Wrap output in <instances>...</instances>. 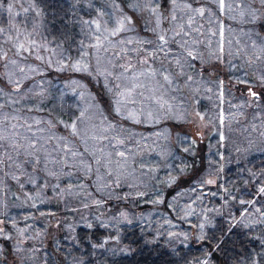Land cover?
<instances>
[{
    "label": "rangeland",
    "instance_id": "obj_1",
    "mask_svg": "<svg viewBox=\"0 0 264 264\" xmlns=\"http://www.w3.org/2000/svg\"><path fill=\"white\" fill-rule=\"evenodd\" d=\"M49 1L0 0V4H3V8H0V26L6 28V34H0V54L3 52L8 54V59L0 58V105H4L0 109V117L4 114L9 117H18V119H10L7 122L0 120V127L6 128L8 134L15 131L21 136H28L39 141V150L35 153L39 159L37 166L39 169L37 170L42 169L41 172L47 179L68 175V178L63 180L64 183L59 182L57 184L60 185L56 186L62 187L60 190L62 202L60 203H63L66 197H70L73 203L83 202L86 205L90 204L89 201L95 202L96 197L100 201L112 198L111 192L105 188V174L123 181L132 194L142 192L141 196L136 195V199L140 198L139 202H124L122 200L123 203L114 208L116 210H113V206L110 205L113 212L105 210L103 204L99 202L101 204L98 203V207L102 211V217L98 219L89 213L85 214L83 218L78 215L75 222L71 218L72 222L66 224V227L63 226L61 234L70 233L81 222L90 224L93 220H100L101 225L107 224L108 227L105 228L109 233L116 232L117 228L120 231L122 224L119 223L113 227L112 225L115 223L113 218L118 216V212H124L127 213V219H136L137 232L135 234L130 232L123 234L122 232L118 241L109 239L105 243L108 253L105 256L104 253L100 255L103 257L100 260L103 264H114L111 260L118 251H127L136 239L140 241L141 245H144L145 241L151 244L159 242L162 246L172 245L171 257L166 260V264H185L186 260H191L193 257L207 259L208 264H247L252 258L259 260L262 256H251L242 248L239 250L228 248L227 253L221 254L213 249L205 250V245L200 244L211 240V236L215 234L213 228L216 223L213 217L225 214L228 220L240 223L239 221L242 219L240 213L247 208L248 213L251 214L248 216V220L258 221L261 218L256 209L264 208V202L256 201L252 197L246 198L245 196H248L246 192L239 193L238 184L241 180L238 176H226L224 173L227 155L225 156L221 152L222 141L220 140L221 132L226 138V126L231 125L235 110L242 103L241 98L238 95H233L231 88L225 86H229L231 83L248 85L253 87L252 91L255 92L259 89V85L264 84L260 79L261 75H264V56L259 60L256 59L254 66L246 67H241V61L233 57V51L237 47H241L242 51L248 53L256 51L255 54H260V48L264 47V37H259L253 22L261 16L264 17V8L260 6L261 12L260 10L255 12V18H253L249 8L242 9L243 13H246L243 15L241 12H236V0H224L225 9L223 12L219 9V0H215V2L213 0H176L178 20L172 22V0H168L167 4H163L162 0H152V6L157 9L156 14L129 8L128 5L132 0H51L52 4ZM256 1L260 2V0ZM114 2L120 5V10L113 8ZM8 3L13 4L14 22L18 26L22 28L26 26L29 31L33 24L37 26V31L32 38L39 47H30L26 44L30 50H21L19 55H16V49L12 42L7 40ZM185 3L191 4L194 8L210 7L212 15L209 17L205 14L204 17H200L196 14L194 22L189 28L187 20L191 13L183 8ZM229 4L232 5L231 9L227 7ZM25 8L28 9L27 12L24 11ZM101 8L105 12L113 13L114 16H119L121 11L124 15L131 16L134 21L130 26L131 30L123 31L111 38L115 47H111L105 42L99 49L81 48L79 45L82 38L80 19L95 17L96 10ZM37 11L40 15H37ZM157 15L160 16L161 21L159 27L156 25ZM181 22L185 25L184 30L189 33L188 39L184 35L173 36L172 30L176 23ZM199 28L202 29L200 32ZM10 34L13 37L16 35L15 31ZM158 34H164L170 41H177V43L187 41L188 49L193 51L194 57L200 63L198 62V66H191L196 70L195 77L184 82H180L173 76H169L170 82L165 81L164 78L158 77L160 73L151 76V71L148 68H135L137 73H144L137 79V83L142 87L135 89L133 98L136 103H129L127 108L134 111L143 110L145 114L151 111L156 119L146 121L142 117L141 123H134L126 118L127 111L122 115H117L114 111L116 98L114 85L119 83L122 86H130L131 83L128 80H117V75L123 69L116 67L115 53L122 54L126 60L127 56L139 52L148 56L147 51L150 49L160 51L161 47L166 49L165 45L161 46L159 42L155 41L154 38H157ZM20 40H23V36L20 37ZM128 40H131L132 43H126ZM120 41H125V44L121 45ZM141 41L144 43H140ZM204 42L206 45H201ZM89 43L90 41L85 39V45ZM200 45L203 46L202 50H208L209 54L215 51L223 57L220 51L222 46L223 52L228 53L229 57H227L230 60L226 62L219 55L211 58L205 54L206 52H199ZM122 48L127 51H121ZM175 53H178L176 49L168 54H171V58H173L176 57ZM38 56L42 59H37ZM13 59L17 61L16 64L10 63ZM146 64L153 66L151 61ZM85 65H87V70H84ZM21 68L24 69L23 72L20 71ZM30 69H35V71ZM131 75L130 70L128 76ZM17 82L20 85L19 89H16ZM81 92L84 93L83 97L80 95ZM197 92L200 96L199 99L206 107H197L199 103L192 106L189 100L186 101V97L191 99ZM153 96L162 97L163 101H167V103L161 108L156 100L151 99ZM79 109H85L86 115L83 122L78 124L80 135H73L70 128H66L63 123L58 121H69V117L73 113L79 115ZM101 113L108 117L105 127L107 123L115 125L107 132H102L100 128ZM90 116H94V118L89 119ZM221 117H223V122ZM121 119L127 120L128 124H120L118 121ZM36 121L41 123L37 125ZM49 121H51V126ZM176 123L179 124V128L174 127ZM13 124L17 126L15 129L12 128ZM26 124L32 125L31 132L24 127ZM93 125L96 127L93 128ZM143 126H152L154 129L150 131L139 129ZM38 128H42L44 131L39 132ZM85 129L88 131L85 132ZM93 133L97 136L104 135L107 139L93 140L91 139ZM201 134L204 137H201ZM201 139L207 140V162L203 169L204 177L200 176L194 182L199 188L182 186L174 192L168 193L163 188L164 186L155 187L150 183L148 174L155 179L154 182L159 184L162 181L176 183L180 178L187 176L193 169L187 155L195 150L196 141ZM118 141H123V143H118ZM5 143L8 146L11 145L6 140H4ZM65 144L68 146V151L65 150ZM185 148L188 151H184ZM19 151L22 155L29 154L23 148ZM73 152L77 155L73 156ZM118 152H124L125 156H118ZM145 153L148 155H144ZM221 154L223 159H221ZM11 158V160L7 158L6 163L9 166L12 163L11 167L15 168L18 162L13 156ZM87 161L91 163V166L94 164L95 178H97L95 180L93 177L91 183H87L85 179L76 174L79 167H83ZM259 166L264 168V160L259 163ZM31 167L33 172H36L35 165ZM66 169L69 170V174H66ZM50 173H55V175ZM250 173L252 172L248 174ZM36 177L33 174L29 191L23 188L30 197L37 195L40 185L46 186L42 181L37 182ZM251 177L253 178V175ZM199 178H203V180L201 181ZM208 179H213L216 183L211 185L203 183ZM220 185L227 187L235 199L227 197ZM172 186L173 184L170 185V187ZM53 187L55 186L53 185ZM213 193L215 196L212 195ZM238 193L239 195H236ZM225 199H227V203H225ZM241 199H252L254 203L241 205ZM49 201L41 202L40 196H38L35 201H30L33 204L32 208L24 210V225L21 229L26 232V235L28 234L27 236L31 237L35 233L43 231L38 213L44 212L42 219H47L51 224L56 222V219L51 221L48 218L55 215L52 208L49 207ZM144 203L147 205L145 208H143ZM234 204L238 210L241 208L238 211L239 215L232 211ZM140 206L143 210L139 209ZM15 207L16 205H11L10 208L8 207L9 209L4 208L6 217L13 220V223H16L18 217H21ZM206 208L214 209L207 213L208 221L204 228L207 238L197 240L196 236L199 233L197 226L203 221L202 213ZM33 209L37 212H33ZM186 212L191 214L185 215ZM166 220L170 223H165ZM249 226L264 239V224L252 223ZM1 228H3V220L0 221ZM169 231L176 235L169 237L167 235ZM185 232L189 234V239L186 241L180 235ZM56 246L53 244L52 249ZM21 249L16 245L14 250L22 251ZM253 251L258 252L260 249ZM220 255L224 260H221ZM30 257L35 263L33 255ZM42 258V254H39L38 259L42 260ZM48 261L46 260L47 264H56V262Z\"/></svg>",
    "mask_w": 264,
    "mask_h": 264
},
{
    "label": "trees",
    "instance_id": "obj_2",
    "mask_svg": "<svg viewBox=\"0 0 264 264\" xmlns=\"http://www.w3.org/2000/svg\"><path fill=\"white\" fill-rule=\"evenodd\" d=\"M167 1L168 0H162V3L167 4ZM49 3L52 4L53 2L50 0ZM238 4L244 5V8H248V5H252V7L256 9V12H259V10L261 12V4L256 0H236V7ZM236 12H242V9L240 8L238 10L237 7ZM253 25L256 28L259 37L263 38L264 17H259L253 22ZM201 30L202 29L200 28L198 29L199 32ZM154 39L156 42H159L156 37ZM182 44L183 43H177V41H170L168 39L167 44L164 46L166 49L161 51L150 49L147 51L149 54L148 56H145L140 52L138 54H132V56L126 57L127 62L122 54L116 55V67L122 69L121 65H126L131 62L134 65V68H148L151 72L155 70L156 73H160L158 76L159 78H163V76L167 74L168 76H173L180 82H184L185 80L190 81L189 77H195L196 74V70L191 66H198L199 61L194 55L193 57H188L186 53L189 49L188 47L187 49L181 47ZM201 45H206V43L204 42V44ZM201 45L199 52H206L205 54H208L211 58H214L216 55H219L220 58L222 57L220 53H215V51L209 54L208 50H202L203 46ZM240 48L241 47H237L235 51H233V57L236 60L238 59L241 61V64L239 63L241 67L254 66L256 60L254 57L260 54H255L256 51L248 53L242 51ZM174 49H176L179 54L175 53L174 56L176 57L171 58V54L168 53ZM222 54L224 61L227 62L230 60L226 51H222ZM177 59L180 61L179 65L176 62ZM150 61L153 66L146 64ZM225 87L231 88L233 95H238L241 98L242 103L237 106L231 125L226 126V138L221 142V152L223 155H227L225 159L226 165H224V173L226 176L236 175L239 177L241 180L238 184L239 193L246 192V195H248L245 196L246 198L252 197L256 201L259 200L260 202H264V195H256L258 188L264 185V168L259 166V163L264 160V135H262L264 134V84L258 86L259 89L255 91L257 93L256 97L250 96L249 89L252 90L253 87L248 85L231 83V85ZM193 96L194 97L191 99L186 97V101L189 100V103H191L192 106H195L193 104L197 103H199L197 104V107L205 106V104L199 99L200 96L198 95V92ZM118 122L120 124H128V121L125 119H121V121ZM174 127L179 128V124L176 123ZM139 129L150 131L153 130L154 127L143 126ZM201 137L204 136L201 134ZM6 143L4 144V141H0V221L3 220V228L0 229V264H47L46 260H49L48 262L50 263L56 262V264H77V262H80V264H103L100 261L103 257L100 255L104 253L105 256V254L108 253V248L106 244H104L103 247L94 248L92 246L93 244L103 243L104 238L109 237V235L116 236L118 234L120 237L122 232L123 234L129 232L135 234V232H137L138 224L136 219L133 218L131 220L122 219L120 222L122 225L119 232H117L116 229V232L113 231L109 233L105 227L102 228L100 220V222L98 220H93V222L90 223L92 225L91 228L87 226L89 224L88 222H81L75 226L70 233L61 234L63 226L66 227V224L71 223V218L74 219L73 222H75L78 215L83 218L85 214L89 213L91 216L98 219L102 217V211L99 209L100 207H98L97 201L103 204L105 210L113 212V210H116L114 208L120 206L123 201H133L136 203L138 199H140H136V195L138 194L141 196L142 192L139 191L137 194H132L123 181L105 174V188L111 192V195H113L111 196L112 198L102 199L100 201L96 197L95 202L89 201L90 204L87 206H85L86 204L83 202L80 204L73 203L70 197H66L63 200L64 202L60 203L62 202V192L60 191L62 187L58 188L56 186L60 185L57 183H62L63 180L67 179L68 175L65 177L59 175L47 179L41 172L43 171L42 169L37 170L39 169V167H37L39 159L35 153L22 155L20 154V151L17 153L11 145L8 146ZM237 148L240 149L239 152H237ZM9 155L13 156L15 161L18 162L15 168L11 167L12 163L10 166L6 163ZM144 155L148 154L145 153ZM206 157L207 140L201 139L200 141H196L195 150L190 155H187L188 161L193 168L187 176L180 178L176 183L162 181V183L159 184L154 182L155 179L148 174L150 183L155 187H161V185L162 187L164 186L163 188L168 193H172L182 186H196L197 189L199 187L194 182L198 177H204L203 169L206 166ZM32 165H35L36 172H33ZM89 167L91 169L90 171L88 170ZM93 167L94 164L91 166V163L87 161L83 167H79L80 170L78 169L76 174L78 177L85 179L87 183H91L93 177L95 180L97 179L95 178L96 173ZM249 172L255 174L253 175V178L248 174ZM33 174L37 176V182L42 181L43 184L46 185L39 186V191L35 197L38 198V196H40L41 202L43 200H51L49 201V207L52 208L55 215L54 217L52 216L48 218L51 221L56 219V222L51 224L47 219H42V213L44 212L38 213L43 231H40L37 234L35 233L29 237L27 236L28 234L26 235V232L22 235L19 230L23 228L22 226L24 225V210L32 208L33 204H31L30 201H35L37 199L34 196L30 197V195L26 194L23 189L25 188L26 191L31 189L30 180L33 177ZM66 174H69L68 169H66ZM199 179L201 181L203 180V178ZM171 184H173L172 187H170ZM53 185L55 187H53ZM93 189L95 190V188ZM239 193L236 195H239ZM119 201L122 202L119 203ZM11 205H16L15 209L20 212L21 217H18L16 223H13V220L8 219L6 213H4V208H10ZM110 205L113 206V210L109 207ZM143 206V208H145L147 205L144 203ZM232 207V211L239 215L238 211L241 208L238 210L235 204ZM143 208L141 206L139 207V209L142 210ZM33 212L37 211L33 209ZM119 213L121 212H118L117 214ZM213 219L216 223L213 228L215 234L211 236V240L200 244L205 245V250L213 249L222 254L227 253L226 250L228 248L235 250L242 248L251 256H264V244L261 242L263 237L262 235H259L258 232H255L251 226L245 227L241 223H233L227 219L225 214H219L218 216L213 217ZM129 220L131 223L128 222ZM210 231H212V229H210ZM44 242H46V244H44ZM53 244L57 245L54 249H52ZM143 244L144 245H141L140 241L136 239L127 251L120 252L119 250L111 261L114 264L127 263V261H129L128 263L130 264H133L134 262L137 264H166V260L171 257L170 249L172 245L162 246L159 242L151 244L147 241ZM16 245L20 246L22 251L14 250ZM258 248L260 251H253ZM64 250L66 251L63 252ZM39 254H42V260L38 259ZM30 255H33L35 263H33V259ZM220 258L221 260H224L221 255Z\"/></svg>",
    "mask_w": 264,
    "mask_h": 264
},
{
    "label": "snow or ice",
    "instance_id": "obj_3",
    "mask_svg": "<svg viewBox=\"0 0 264 264\" xmlns=\"http://www.w3.org/2000/svg\"><path fill=\"white\" fill-rule=\"evenodd\" d=\"M213 2H215V0H213ZM260 4L261 7L264 8V0H260ZM129 8H132L135 11H150L153 14H156L157 9L156 7L152 6V0H132L131 3H129L128 5ZM176 0H172V14H171V21L172 22H176L178 20V17L176 15ZM227 7L229 9L232 8V5L229 4L227 5ZM238 8L243 9L245 6L242 4H238L237 5ZM249 8V10L252 12L253 14V18H255V12L256 9L254 7H252V5H248L247 6ZM0 8H3V4H0ZM113 8L116 10H120V5L116 4L115 2L113 3ZM183 8L186 9L189 13H191L190 15H188V20H187V26L189 28H191L193 22H194V16L196 14H198L200 17H204L205 14L209 15V17H211L212 15V9L210 7H206V6H200V7H193L191 4L185 3L183 5ZM219 9L221 12L224 11L225 9V2L224 0H219ZM7 11L9 14V24H8V28H7V40L12 42L13 47L16 49V55H19L20 51H28L30 50L31 46H35V47H39V45H37V42L32 38L33 35L36 33L37 31V26L35 24H33V27L31 29V31H29V29L25 26V27H20L18 26L14 20H15V14L13 13V4L12 3H8L7 5ZM25 12L28 11L27 8L24 9ZM243 11L241 12V15H243ZM37 15H40L39 11H37ZM160 16L157 15L156 18V25L157 27H159L160 24ZM80 29H81V39L79 41V45L81 48L83 47H92V48H96L99 49L101 48L105 42H107V44L111 47H115L116 45L113 43V40L111 38L116 37L119 33L126 31V30H131V25L134 23L133 18L131 16H127L124 15L123 12L121 11L119 16H114L113 13H108L105 12L102 8L101 9H97L96 10V15L95 17H89L87 19L85 18H81L80 21ZM185 25L181 22V23H176L175 28L172 30L173 31V36L174 37H178L181 35L187 36L189 35L188 32H186L185 30ZM12 31H15L16 35L15 37H13L10 33ZM153 31H155V29H153ZM0 34H6V28L0 26ZM222 34V33H221ZM23 36V40H20V37ZM85 39H87L88 41H90V43L88 45H85ZM157 39L160 42L161 46H164L167 44L168 42V38L166 37V35L164 34H158L157 35ZM92 41H94V43H91ZM126 43L131 44L132 41L128 40ZM140 43H144L143 41H141ZM150 43V42H149ZM187 41H184V43L181 45V47L186 48L187 49ZM195 43V41H194ZM26 44L30 47H26ZM120 44L123 45L125 44V41H120ZM255 47V44H254ZM161 50H163V47H161ZM105 51H107V49H105ZM121 51L126 52L127 49L122 48ZM223 51V47L221 46V52ZM260 55H257L255 57V59L259 60L261 59L262 56H264V47L260 48ZM187 56L188 57H193V51L192 50H187ZM115 55H119V53H115ZM0 58L3 59H8V54L7 52H3L2 54H0ZM37 59H42V57H37ZM177 64H180L179 59H177ZM10 63L12 64H16L17 61L15 59L11 60ZM121 68L123 69V71L121 73H119L117 75V80H128L130 81V86L124 85L122 86L121 84L117 83L114 85L115 88V100H114V111L117 115H122L125 111H127V119L132 120L134 123H141L142 122V117L144 118V120L146 121H153L154 119H156V117L153 116V113L151 111H148L146 114L143 112V110L141 111H134L131 109L127 108V105L129 103L131 104H135L136 100L133 98V94L135 92V89L137 87H142V85H139L137 83V79L139 76L144 75V73H137L135 71L134 65L129 62L126 65H121ZM32 71H35V69H30ZM77 70H80V68H77ZM84 70H87V65L84 66ZM131 70L132 75L129 77L128 73ZM21 72L24 71L23 68L20 69ZM109 75H111V73H109ZM151 76H155L156 75V71L153 70L150 73ZM165 81H169L170 82V78L167 74H165L163 76ZM192 78L189 77V80H191ZM261 81L264 82V75H261L260 77ZM10 83L12 82L11 80L9 81ZM20 85L17 82L16 83V89H19ZM249 94L252 97H256L257 93L252 91L251 89H249ZM39 95V94H38ZM81 97L84 96V93L81 92L80 93ZM151 99H154L157 101V103L160 104V107L163 108L164 104L167 103V101H163L162 97H156L153 96L151 97ZM4 107V105H0V109H2ZM169 107H171L169 105ZM86 115V110L85 109H79V115H75V113H73L70 117H69V121H63V120H59V123H63L65 125L66 128H70L71 129V133L73 135H80V129L78 127V124L83 122L84 118ZM199 115V114H198ZM101 117V131L102 132H107L109 129H112L115 127V125H113L112 123H107V126L105 127V123L108 121V117L103 116V114H100ZM94 116H90L89 119H93ZM10 119H18V117H9L7 114H4L2 117H0V120H3L5 122L10 121ZM221 121L223 122V117H221ZM41 122L40 121H36V124L39 125ZM49 125L51 126V121L48 122ZM17 126L16 125H12V128L15 129ZM24 127L26 128L27 131L31 132L32 131V125L31 124H26L24 125ZM96 126L93 125V128H95ZM37 131L39 132H43L44 129L42 128H38ZM88 129H85V132H87ZM33 135H35V133H33ZM264 135V134H262ZM82 138H86V137H82ZM107 139L106 136L104 135H100L97 136L95 133H93L91 135V139L95 140V139ZM225 139L223 132L220 133V140L223 141ZM8 141L9 144H11L12 148L17 151V153H19V150L21 148H23L25 150V152L29 153V154H34L36 153L39 149H38V144L39 141L32 139L31 137L28 136H21L18 132L13 131L12 133L8 134L7 133V129L4 127H0V141ZM22 141V142H21ZM118 143H123V141H118ZM193 143H195V141H193ZM65 150L68 151V146L67 144L64 145ZM184 151H188L187 148L184 149ZM240 149L237 148V152H239ZM73 156L77 155V153L73 152L72 153ZM118 156H125L124 152H118L117 153ZM9 160H11V156L8 157ZM221 159H223V155L221 154ZM97 163H99V160H97ZM223 166L221 165V168ZM88 170L90 171V167L88 168ZM52 175H55V173H50ZM250 175H255L254 173H250ZM15 178V177H14ZM203 183H206L208 185L214 184L216 183L215 180L213 179H208L206 181H204ZM220 188L223 190V192L226 194L227 197H232L233 199H235V196H233L232 192L225 187L224 185H220ZM213 196H215V193L212 194ZM256 195H264V185L260 186L256 192ZM199 199V197H198ZM97 203H99L97 201ZM225 203H227V199H225ZM254 203V201L252 199H248V200H244L241 199L240 200V204L244 205V204H248V205H252ZM87 206V205H85ZM214 209L211 208H206L204 209L202 215H203V221L197 226L199 233L196 236L197 240H204L207 237L204 234V228H205V224L208 221V217H207V213L213 211ZM256 212L259 213V216L261 219H259L258 221L256 220H252L249 221L248 220V216L251 215L250 213H248V209L246 208L243 212L240 213L241 216V220L239 221L241 224H243L245 227H249L250 224L252 223H259V224H264V208H257ZM190 212H186L185 215H190ZM122 219H127V213L121 212L118 214L117 217H114L113 220L115 221V223L112 225L113 227H116ZM129 223H131V221H128ZM165 223H170L169 221H165ZM89 228L92 227L91 224L87 225ZM102 226L104 227H108L107 224H103ZM21 232V234L23 235L24 230L20 229L19 230ZM117 232H119V229L117 228ZM167 235L169 237H173L174 235H176L175 233L169 231L167 233ZM180 235L183 236L184 240H188L189 239V234L187 232L185 233H181ZM111 239L113 241H118L119 240V235L117 234L116 236H109V237H105L103 243L100 244H93L92 246L94 248L96 247H103L105 243L108 242V240ZM262 244H264V239H262ZM207 255V254H205ZM77 264H80V262H77ZM185 264H208L207 259H201L199 257H193L191 260H186ZM247 264H264V256H262L259 260H257L256 258H252L251 260H249L247 262Z\"/></svg>",
    "mask_w": 264,
    "mask_h": 264
}]
</instances>
